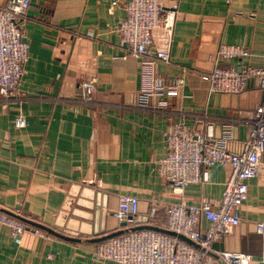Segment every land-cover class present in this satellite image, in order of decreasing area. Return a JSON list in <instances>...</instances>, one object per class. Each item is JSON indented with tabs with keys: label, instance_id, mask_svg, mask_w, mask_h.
Instances as JSON below:
<instances>
[{
	"label": "crops",
	"instance_id": "crops-1",
	"mask_svg": "<svg viewBox=\"0 0 264 264\" xmlns=\"http://www.w3.org/2000/svg\"><path fill=\"white\" fill-rule=\"evenodd\" d=\"M113 1L31 0L22 21L29 59L18 85L27 99L6 106L0 101V211L25 217L31 221L26 224L44 236L28 231L17 244L0 223V264H120L93 256L100 242L69 241L38 225L91 239L96 237L94 228L105 231L114 226L112 215L123 195L139 198V225L162 228L168 227L172 203L209 201L214 208L220 204L231 174L228 163L205 168L204 181L188 185L182 198L160 175L158 163L167 154L165 132L179 121L191 127L198 123L192 116H166L133 106L140 90V63L132 56L122 58L119 25L126 12L120 4L113 7ZM6 2L0 0V5ZM160 2L177 12L172 35L164 28L152 31L154 49L171 54V63H159L157 73L171 78L186 70L181 94L170 99L171 105L190 113L241 119L231 142L236 148L249 132L248 121L262 101V91L253 81L240 94L210 92L201 76L213 69V58L223 44L250 51L248 57L223 60V65L263 64L264 0ZM84 79L96 80L102 107L63 101L78 93ZM20 112L27 119L23 128L14 123ZM222 129L223 122L215 120L216 137ZM248 185L240 224L211 250L220 256L224 251L251 253V264H262L256 223L264 221V153L260 174ZM153 205L157 211L151 216ZM134 225L128 221L127 227ZM201 227L208 228L209 222L202 219Z\"/></svg>",
	"mask_w": 264,
	"mask_h": 264
},
{
	"label": "built area",
	"instance_id": "built-area-1",
	"mask_svg": "<svg viewBox=\"0 0 264 264\" xmlns=\"http://www.w3.org/2000/svg\"><path fill=\"white\" fill-rule=\"evenodd\" d=\"M31 0H7L0 5V101L6 106L16 100L23 103L27 97L18 90L25 65L29 59V43L24 39L22 21ZM120 4L126 12L119 25L121 44L125 50L122 58L135 57L140 63V90L136 109L166 116H192L197 126L183 121L176 122L166 132L167 154L158 163L163 179L170 183L172 193L183 197L188 185L201 183L205 179V168L217 163H228L231 174L225 182L224 190L217 208L209 201L196 205L176 202L167 209V228L183 234L197 242L205 250L163 232L142 229L111 237L97 244L93 256L109 259L120 264H217L208 254L213 244L231 233L241 222L240 209L248 198V181L260 174L262 154L264 153V62L262 65H223V60L242 59L250 55L243 45L223 44L214 56V67L202 74L209 83L210 92L240 94L254 81L262 91V101L256 107L254 116L248 121L250 129L236 148L231 146L234 139V126L241 119L221 118L203 113H190L171 105L170 99L180 96L184 84V74L166 78L157 73L159 63L170 64L169 50H156L153 47L152 31L164 28L172 35L176 21V7L166 8L160 0H115L112 6ZM264 61V53L262 54ZM97 82L84 79L79 83L78 93L64 99L67 104L100 108L97 99ZM59 100V99H57ZM216 121L223 122L224 130L220 136L214 133ZM15 126L27 125L26 116L20 112L15 118ZM154 202L156 200L153 199ZM140 200L137 196L123 195L119 199L113 216L124 221L138 214ZM157 207L150 209L151 216ZM209 222L203 229L201 220ZM0 223L9 229V237L21 244L23 236L30 231L36 235L44 233L38 228H30L24 221L0 211ZM256 232L262 238V251L259 258L264 264V221L256 223ZM46 236V235H45ZM226 264H251L253 255L246 252H221ZM49 258H52L49 255Z\"/></svg>",
	"mask_w": 264,
	"mask_h": 264
},
{
	"label": "water",
	"instance_id": "water-1",
	"mask_svg": "<svg viewBox=\"0 0 264 264\" xmlns=\"http://www.w3.org/2000/svg\"><path fill=\"white\" fill-rule=\"evenodd\" d=\"M4 212L13 215L14 217L24 221L25 223L26 222L27 223L31 222V221L27 220L25 217H22L21 215L14 214V213L9 212V211H4ZM138 217H139L138 214L133 215V216H129L127 221H121V222H119L116 218L113 217L114 221H115L114 226L110 227L109 229H105V231L102 228H98V231H97V229L94 228L92 232L94 233V236H96V237H93L91 239H82V238H79V237H69V236H67V235H65L63 233H60V232H58V231H56L54 229L45 227L44 225H38V226H40L41 228H43L44 230H46V231H48L50 233H53L54 235H56L59 238L66 239V240H69V241H74V242H101V241L107 240V239H109L111 237H114V236H117V235H121V234H124V233H128V232H131V231L142 230V229H150V230H155V231H158V232H163V233H166V234L171 235V236H176L180 240H182V241H184V242L196 247L197 249H199L201 251L205 250L197 242L191 240L190 238H188L187 236H185L183 234L177 233L175 231H171V230H169L167 228L157 227V226H153V225H139ZM128 221H131L135 225L131 226V227H127ZM96 224H97V222H96ZM96 224L94 223V225H96ZM118 227H123V228L118 229ZM112 230H114V231H112ZM107 232H109V233H107ZM99 234H102V235H99ZM208 254L213 256L219 262V264H226L225 260L220 255L214 253L212 250L208 251Z\"/></svg>",
	"mask_w": 264,
	"mask_h": 264
}]
</instances>
